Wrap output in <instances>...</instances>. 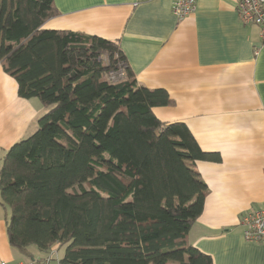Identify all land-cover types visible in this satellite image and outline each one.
Listing matches in <instances>:
<instances>
[{
    "label": "trees",
    "instance_id": "16d2710c",
    "mask_svg": "<svg viewBox=\"0 0 264 264\" xmlns=\"http://www.w3.org/2000/svg\"><path fill=\"white\" fill-rule=\"evenodd\" d=\"M58 13L54 0H0V65L49 108L3 156L10 244L27 259L65 245L60 264H215L189 232L208 195L196 162L220 155L155 115L175 101L138 83L118 40L44 28Z\"/></svg>",
    "mask_w": 264,
    "mask_h": 264
},
{
    "label": "crops",
    "instance_id": "0c3cea01",
    "mask_svg": "<svg viewBox=\"0 0 264 264\" xmlns=\"http://www.w3.org/2000/svg\"><path fill=\"white\" fill-rule=\"evenodd\" d=\"M54 1L59 13L44 28L118 40L138 83L163 88L175 101L154 107L155 115L185 123L203 151L220 155L196 162L208 195L190 242L215 264H264V243L246 241L240 224L243 213L264 206L262 27L241 21L239 0H197L182 20L174 0ZM46 111L38 98L21 97L17 80L0 65V167ZM27 260L10 244L0 203V262Z\"/></svg>",
    "mask_w": 264,
    "mask_h": 264
},
{
    "label": "built area",
    "instance_id": "2783aa9c",
    "mask_svg": "<svg viewBox=\"0 0 264 264\" xmlns=\"http://www.w3.org/2000/svg\"><path fill=\"white\" fill-rule=\"evenodd\" d=\"M197 8V0H174L173 12L180 19L192 14ZM241 21L247 25H260L261 36L264 38V0H239L237 6ZM124 75L123 71L111 73V79L118 80ZM243 235L251 243H264V206L248 210L240 218ZM50 255L45 258H34L27 261L7 262L0 264H51Z\"/></svg>",
    "mask_w": 264,
    "mask_h": 264
},
{
    "label": "rangeland",
    "instance_id": "374dc122",
    "mask_svg": "<svg viewBox=\"0 0 264 264\" xmlns=\"http://www.w3.org/2000/svg\"><path fill=\"white\" fill-rule=\"evenodd\" d=\"M49 108H47L48 110ZM38 129V128H37ZM36 245L33 246V250L35 252L36 256H45V255H50L52 258V263L51 264H60L59 260L63 257V255L65 254V249L66 246H61L58 250L56 249V251H51L48 253H45L43 250L38 249L37 247H35ZM35 256V257H36Z\"/></svg>",
    "mask_w": 264,
    "mask_h": 264
}]
</instances>
